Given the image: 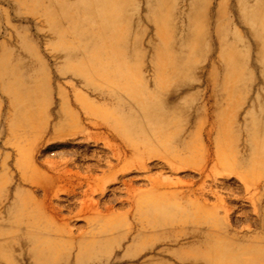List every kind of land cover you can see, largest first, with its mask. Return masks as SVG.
Segmentation results:
<instances>
[{"label":"bare ground","instance_id":"obj_1","mask_svg":"<svg viewBox=\"0 0 264 264\" xmlns=\"http://www.w3.org/2000/svg\"><path fill=\"white\" fill-rule=\"evenodd\" d=\"M176 1L146 0L149 13L146 19L154 21L161 33L154 47L157 76L150 87L143 77H134L136 64L145 55L141 46L142 30L134 38L131 33L139 0H46V3L45 0H15L18 5L42 12L49 22L57 38L55 44L65 53L62 72L71 73L92 91L119 105L121 113L111 129L120 135L115 138L125 147L136 149L142 142L132 137L142 134L144 129L166 146L180 134L181 126L191 117L189 105L193 97L188 98V92L179 94V89L194 88L193 82L197 81L194 70L209 58H215L218 64L216 67L213 61L207 75L214 100L211 124L214 128L216 125L215 136L236 137V132L232 133L237 128L235 118L239 117L241 107L235 98L247 93L254 70L264 84V0H233L231 4L230 0H220L215 17L211 14L212 0H191V12L183 21L186 32L180 37L173 30L172 11H180L176 9ZM24 46L34 53L38 72L30 75L20 72L4 52L0 57V88L8 96L14 123L29 127L35 115L33 109L41 103L48 71L33 46L27 43ZM116 90L128 95L134 108L128 107ZM174 94L176 97L169 99ZM200 108L204 106L196 109L197 115L202 114ZM244 122L249 157H238L234 165L242 171L246 190L250 191L253 186L259 190L260 182L264 181V87L257 91ZM212 134L213 131L209 138ZM259 166L263 170L261 178L254 182V172ZM87 191L90 199L96 186L88 183ZM170 204L164 203L162 195L142 202L138 209L140 228L135 236L128 238L131 243L127 249L137 246L140 243L137 241L148 237L150 231H154L158 242H164L163 226L179 218L183 224L188 220L192 223L189 232L183 234L188 241L175 250L179 264H264L263 197L256 201L258 230L242 234L225 223L221 217L225 210L222 204L208 205L199 199ZM92 208L91 204L86 205L87 211ZM5 213L0 226V264L28 261L30 264H67L72 260L73 264H93L112 252L118 241L114 238L117 226L108 222L102 225L109 217L101 212L92 218L91 230L77 238L57 224L50 212L34 210L23 200L17 199L8 205ZM139 246L152 250L155 245L140 243ZM160 255L161 251L157 252L146 264H169Z\"/></svg>","mask_w":264,"mask_h":264},{"label":"rangeland","instance_id":"obj_2","mask_svg":"<svg viewBox=\"0 0 264 264\" xmlns=\"http://www.w3.org/2000/svg\"><path fill=\"white\" fill-rule=\"evenodd\" d=\"M219 1L212 0L214 17ZM232 2L230 0V4ZM176 3L180 11H172L173 30L180 37L186 32L183 21L191 12V0ZM147 14L146 0H139L131 33L134 38L142 30L141 46L145 55L136 64L134 77H143L153 87L157 76L154 47L161 33L154 21L146 19ZM230 17L233 19L232 15ZM139 18H142L141 23ZM56 39L42 12L18 5L15 0H0V57L7 52L20 72L29 75L38 72L34 53L25 49L27 43L33 46L48 71L41 103L33 109L35 115L29 127L14 123L8 96L0 88V226L6 207L17 199L34 210L50 212L56 223L74 238L87 234L92 218L101 212L109 217L102 225L108 222L117 226L114 238L118 241L112 252L102 255L93 264H146L159 251L165 262L179 264L175 250L188 241L183 234L189 232L192 224L189 220L183 224L178 218L163 226L162 243L156 240L154 231L137 241L143 245L153 243L152 250H144L140 243L127 249L131 243L128 238L135 236L140 228V205L157 195H162L164 203L170 205L196 199L208 205L222 204L225 210L221 217L230 229L241 234L258 230L255 209L257 199L264 198V181L260 182L259 190H255L256 186L246 190L242 171L234 163L238 157H249L244 117L257 91L264 87L259 73L253 71L247 93L235 98L241 112L235 118L237 128L229 132H236V137L219 139L215 136L216 125L214 128L211 124L214 100L207 75L212 62L215 61L216 67L218 64L215 58H209L194 70L197 80L193 82L194 88L179 89V94L188 92L187 97H193L189 105L191 117L181 126L180 134L166 146L144 129L142 134L132 137L143 144L138 143V147L132 149L115 138L120 135L111 129L121 113L119 105L100 92L92 91L71 73L62 72L65 53L55 44ZM94 81L102 85L98 79ZM116 94L128 107L134 108L128 95L120 90H116ZM175 94L169 99L175 98ZM201 106H204L200 108L202 114L197 115L196 109ZM261 168L254 172V182L260 180ZM88 183L96 186L90 199ZM87 204L93 206L90 211L86 209Z\"/></svg>","mask_w":264,"mask_h":264}]
</instances>
